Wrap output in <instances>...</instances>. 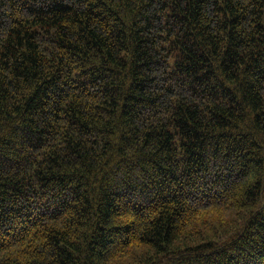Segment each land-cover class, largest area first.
<instances>
[{"label": "trees", "instance_id": "16d2710c", "mask_svg": "<svg viewBox=\"0 0 264 264\" xmlns=\"http://www.w3.org/2000/svg\"><path fill=\"white\" fill-rule=\"evenodd\" d=\"M0 264H264V0H0Z\"/></svg>", "mask_w": 264, "mask_h": 264}]
</instances>
